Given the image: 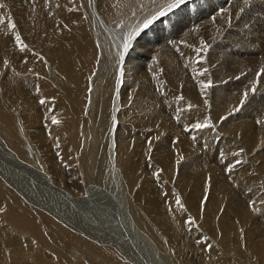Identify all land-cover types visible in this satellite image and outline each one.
<instances>
[{
	"label": "bare ground",
	"instance_id": "bare-ground-1",
	"mask_svg": "<svg viewBox=\"0 0 264 264\" xmlns=\"http://www.w3.org/2000/svg\"><path fill=\"white\" fill-rule=\"evenodd\" d=\"M3 1L0 0V35L12 49L23 55V65H18L11 81L19 86L25 85L24 93H12V96L25 105L12 107L7 104L5 108L0 88V131H4L0 140V198L7 203L5 192L16 193L20 200L13 197L15 202L37 204L42 216L46 215L43 221L50 232L51 243L36 239L46 250L36 260L31 258L35 264H83L85 256L97 257V251L75 240L76 236H85L82 232L101 237L107 244L101 251L104 264L117 261L121 264H154L148 252L144 255L140 252L150 243H154L155 250L163 258L166 256L159 251L170 257L169 264H264V234L256 235L251 231L254 225L264 230L262 195L244 183L242 175L250 168L243 160L240 159L238 165L234 162L235 168L230 155L220 156L217 155L219 151L214 152L212 141L217 139L219 131H214L205 113L207 101H221L225 113H228L250 98L254 109L263 110L259 114L262 118L260 133L264 137V72L261 71L264 69V19L257 18L264 12V0H184L171 9L169 6L175 0H41L40 9L29 7L25 12L19 36L21 42L16 40L19 34ZM35 17H40L43 22L33 27ZM142 25L143 29L135 33L136 37L126 42L129 55L124 60L119 51L122 37L139 30L137 27ZM216 49H224L234 57L245 54L243 51L251 52L246 54L247 58L255 60L250 62V70H245L242 62L219 54ZM109 54L112 57L107 64L109 56H106ZM173 54L179 56L172 59ZM209 57L216 59L213 65L225 76L211 80V86L205 87L208 72L204 67L208 65ZM118 58H121L119 63ZM184 71L193 78L192 83L185 82ZM131 74L139 84L133 91L135 97L140 103L148 104L139 115L145 125L130 127L129 130L122 126V123L129 125L128 122L118 114L130 104L135 105L129 97H124L125 87L131 86ZM111 79L116 83L113 87ZM256 81L262 85V92L257 95ZM30 82L35 83L34 90H38L32 101ZM178 83L182 85L180 93L176 88L180 85ZM106 85L108 89L114 88V93L117 91L113 94V102L104 98ZM220 85L223 86L217 88ZM212 88L219 91L212 93ZM172 94L175 95L174 100L178 98L177 104L179 101L183 103L176 109H171L166 103L168 117L159 106L156 115V102H163L158 95L169 98ZM42 100L45 103H40ZM112 103H115L113 112L110 108ZM59 109L64 111L63 120L57 117ZM45 112L51 113L49 120ZM248 114L251 115H236L237 119L233 116L234 122L242 123H234L230 127L234 133L246 136L243 140L247 142L243 141V144L251 146V155L258 161L260 158L255 155L263 147L264 140L261 142V137L254 130L245 127L243 120L252 124L251 118L256 116L250 111ZM159 116L163 122L156 121ZM114 120L118 124L115 133L111 131ZM154 122L157 127L150 125ZM173 123L179 127L169 129ZM188 123L208 126L190 130ZM136 128L153 136L150 141L139 133L137 138H132L140 143L141 149L132 140H127ZM172 131L175 135L173 142L167 139V133ZM258 142H261V147ZM134 145L139 149L138 154L144 157L136 159ZM227 146L224 147L225 152L236 148ZM201 150L207 156H203V162L212 161V164L203 166ZM75 152L82 155L79 167L59 172V158L69 153L74 156ZM151 152L155 153L151 155ZM131 159L139 161L138 168L129 167ZM189 163L191 170L180 171L181 164L186 170ZM35 166L41 167L42 172L32 176L28 168ZM201 166L205 168L201 169ZM176 168L178 173L175 175ZM156 171H160L162 177L160 173L155 175L158 176L157 183H160L159 178L164 181L175 178L184 186L176 190L172 183L175 189L172 190L167 181V184L163 182L167 193H174V197L179 198L173 205L169 200L170 204L166 203L170 205L168 212L171 215L162 213L161 204L155 203L156 200L149 195H153V189L150 192L151 185L145 181L150 173ZM143 172H147V176ZM77 180H87L90 186L84 190L77 185ZM198 183L205 184L200 191V200L195 197L198 191L196 195L192 194ZM207 184L211 186L208 193ZM215 191L220 199L211 198L212 205L220 204L218 210L229 217L232 228L236 226L249 232L244 235L248 241L260 238L256 247L241 254L225 250L221 246L219 222L203 219L201 207L198 211L193 209V205L197 206L196 200L208 205L210 195L217 198ZM133 196L137 202L153 205L158 218L141 213ZM157 196L162 197L161 194ZM256 199H261L262 205L255 204L260 202ZM231 200L237 207L229 204ZM8 213L4 216L6 223H9ZM125 229L136 231L139 240L132 241L133 235L131 239L125 236L122 231ZM12 240V236L5 238L6 243ZM22 255L23 250L17 247L10 255L0 256V264H12V257Z\"/></svg>",
	"mask_w": 264,
	"mask_h": 264
},
{
	"label": "rangeland",
	"instance_id": "rangeland-1",
	"mask_svg": "<svg viewBox=\"0 0 264 264\" xmlns=\"http://www.w3.org/2000/svg\"><path fill=\"white\" fill-rule=\"evenodd\" d=\"M3 5H4L5 9L9 12V14H10V16H11L13 22H14V25L16 27V30H17V32H18V34L20 36V32H21V29H22V24H23V20H24V16H25V12H26L27 8L31 7L33 10H38V9H40L42 7V1L41 0H4L3 1ZM152 18L153 17H151L150 19H152ZM257 18H258V20H259V18L264 19V12L261 13V15L258 16ZM42 22H43V20L40 17H35L33 19V27H35V25L40 24ZM106 28L110 29V28H108V26H106ZM137 28H140V29L139 30L137 29V31L132 32L131 34H130V32H128V33H126V35L124 37H122L123 40H122V44H120V46H119V49H120L119 51H120V54L122 53V56L124 55V60L127 59L128 55H129L128 54L129 51H127L128 48H125V45L127 44L126 42L132 40L133 38H135L136 37L135 33L137 34L139 31H141L143 29V25H142V27L139 26ZM103 31H105V30H103ZM104 33H105V37H106V31ZM131 45H132V48H133V44H131ZM160 46L161 45H159V47ZM132 48L130 49V51L132 50ZM216 51L219 54H223V55L229 56L231 58L236 59L238 62L239 61L242 62L243 68L245 70H250V67H251L250 66V62L255 60L254 58H252V59H248L247 58L246 54L247 53H251V52H247V51H243V53H245V54H241L240 56L237 54L236 57H234L232 54L227 53V51L224 50V49H221V50H217L216 49ZM252 54H255V56L259 55L258 53H252ZM108 56H109V60H108L107 64L110 63L112 54H109L106 57H108ZM176 56H179V54H173L172 59L176 58ZM149 59H150V57H149ZM219 59L222 60V58H219ZM120 60H121V58L117 59L118 63H119ZM215 60L216 59H213V58H210V57L207 58V61L209 63H208V65H206L204 67V69H206L207 72H208V76L206 78L207 82H210L213 79H218V78H221V77L225 76V74L222 73L217 68V66L213 65ZM223 60H225V59H223ZM172 61H174L177 64H180L179 62H177L175 60H172ZM18 65H21V66L23 65V55L18 53L17 50L12 49L8 45V43L5 40L2 39V37L0 35V88H1V90L3 92L2 93V98H3L2 102H3V105H4L5 108L7 107V104L12 106V107H17V106L24 107L23 105H25V103L23 101H18L12 96V93L23 94L24 93V89H25V85L24 86H19L17 83L11 81V78L13 77V74H15ZM117 69H118V65H117ZM109 77H111V76H109ZM183 78H184V80H185V82L187 84L188 83H192L194 81L193 78L190 77V74L188 72H186V71H184V73H183ZM129 82H130L131 86L130 87H125V89H124V97H125V99H128V97H129V101L132 102V103H135V105L130 104L129 108H127L124 112L119 113L118 115H121L123 121L124 122H128V124H129V125H124V123H122V126L123 127L126 126L127 128H129V130H131L130 127H141V126L145 125L143 120L141 118H139V115L144 112V106L146 104H148V103H140L137 100V98L135 97L134 93H133L134 89H137L138 86H139L138 79L136 77H134V74L130 75ZM257 82L258 81H256V83ZM112 83L113 82H112V79H111V86L112 85H114V86L116 85V83H113V84ZM178 84H180V83H178ZM260 84L261 83H259V82L257 83V85L259 87L256 86L257 90H258V92L256 91L257 92L256 95L258 93L262 92L260 90L262 85L260 86ZM30 86H31L30 90H31V101H32L35 98L36 94H38V90H34L35 87H36L35 83L30 82ZM179 86H181V87L178 88ZM222 86L223 85L217 86V88H221ZM176 88L180 89V91H178L179 93L182 91L181 90L182 89V85L181 84L176 86ZM217 88H212L211 89L212 93H217L219 91ZM89 89H90V87H89ZM112 89H114V88L108 89L107 85L104 88V90H105L104 98L107 97L106 98L107 101H110V102H113L112 100L115 99V97L112 98L113 94L115 95V93L117 92L116 91L114 93L112 91ZM226 90L229 91L228 89H226ZM129 91H131V92H129ZM167 94H169V93H167ZM158 96L161 98V100H163V102L159 103V101H157L154 111L156 110L157 107L159 108V106L160 107L162 106L164 114L167 117H168V112L165 111V109L167 108L168 103L170 105V106L168 105V107H170L171 109L172 108L174 109L177 105H180L181 103H183V101H179V104H177L178 103V98L176 97L177 99L174 100L173 97L175 95H173V94L169 98H163L160 95H158ZM247 100L248 101H246L244 103V105L236 107L233 111L231 110L228 113H225V110L223 109V104L224 103H222L221 101L217 100V101H214V103H210V102L207 101V103H206L207 106L205 107V113H206V116L208 117V119H209V121H210V123H211V125H212V127L214 129V131H219V132L221 131L220 133L218 132L217 135H216V137H217V139L215 140L216 142L211 140L213 142V144H214V147H215L214 148V152L217 150V151H219V152H217V155H220V156L223 155V156H226V157H230L231 156L230 159L232 158L233 165L235 166V168H237L236 165H238L237 161H240V159L243 160V163L246 164L250 168V171H247V172H245L242 175L244 183L246 185L250 186V187L252 186L256 191H258L262 195V199H263L262 202H264V197H263V195H264V168H263L264 165L262 164V163H264V145H263L264 144V142H263V140H264L263 138L264 137L260 133V129H261V123L260 122L262 121V118H260V114H259L260 112H263V110H260V108H259V110L257 111L250 104V98H247ZM164 103H165V106H164ZM166 103H167V105H166ZM114 104L115 103L110 104V108H111L112 112H113V109H114ZM250 107L252 108V110L250 109ZM167 110H169V109L167 108ZM245 110L246 111L249 110L250 112L253 113V115H256L257 117L259 116L258 118L256 116H253V118H251L253 120L252 124H250L249 121L243 120V121H245V123H244L245 127L247 129H249L250 131L254 130V132H256V134L261 137L260 140L262 139L261 142H263V144H262L263 147L260 146L261 142H258L257 145L260 146L261 149H258L259 150L258 153H257V151H258L257 149H256L257 151L255 150V152H254L255 154L257 153L256 155L254 154L255 157L258 156L260 158V159H258V161L257 160L255 161L253 156L251 155V152H252V149L250 150L251 146L248 143H246L247 142L246 139L243 140V137L246 138V136H243V135L239 134V132H238V134L234 133L233 130H232V127H230L234 123L236 125L239 124V123H242V121L241 122H239V121L234 122L233 121L234 118L235 119L238 118L236 115H238V116H240L239 114L251 115V114H248L249 111L244 112ZM255 110L258 113H256ZM30 111L33 112L32 110H30ZM45 115H47V120H49L50 117H51V113L50 112H45ZM156 115H157V110H156ZM233 116H234V118H233ZM57 117L62 118V120H63V118H65L64 117V111L62 109H59L57 111ZM256 118H257L258 122L256 121V123H255L254 120ZM114 121L112 122V125H111V128H113V129H111V131L115 133V130L117 129L118 124L116 123V121L115 122ZM156 121L157 122H161V121L163 122V120H162V118H160V116H159V118H156ZM40 122H42V121H40ZM225 124H227V125H225ZM150 125L152 127H157V123L156 122L151 123ZM252 125H253V127H252ZM257 125H258V127H256ZM175 127H179V126H178V124L173 123V124H171L169 126V129H174ZM187 128L190 129V130H197V129L201 130L202 129V128H196L195 125H193L191 123L187 124ZM257 128H259V129H257ZM181 131H182V129H181ZM222 131L225 134L222 133ZM137 133H139V135H141L144 138H148L149 139V140L147 139L148 141L153 139V136L149 132H146L143 129L136 128L135 131L130 135L131 137L127 138V140H132L133 143L135 145H137L138 148H140V149H141L140 143H138V141H134L132 139V138L135 139V138H137V136H139V135H137ZM143 133H144V135H143ZM167 134H168L167 139L172 140V142H173L174 141L173 139L175 138L174 137L175 135L173 134V131H172V133L168 132ZM227 135H231V136L227 137ZM257 135H255V136L257 137ZM3 136H4V131H0V140H1V137H3ZM226 138H227L228 141H226ZM229 138L232 140L231 141L233 143L232 145H231V143H229L230 142ZM236 138H238V139L236 140ZM219 140H220V142H219ZM237 141H239V142H237ZM243 141H246L245 143L247 145L243 144L244 143ZM221 143H222V145L223 144H225L226 146L228 145L229 148L230 147L234 148L239 143L240 146H242L243 148L245 147V148L242 149V147H239V145H238V147L236 146L235 149H230V152H225L224 147H226V146H224V145L221 146ZM170 144H172V143L170 142ZM135 145H134V149L137 151L136 152L137 153L136 159H139L140 157H144V156H142V154H138L139 149ZM257 145H255V146H257ZM166 146H162V147H166ZM246 146H247V148H246ZM114 147H116V146H114ZM153 153H155V152H151V155ZM203 153H204V151L201 150V155H202V159H203L202 160L203 166L206 165V163L209 164V165L212 164V161H207L206 163L203 162L205 160V158L203 157L205 155ZM227 153H229V154H227ZM243 153H244V155H243ZM70 154L71 153H69V155H67L65 157L62 155L63 158H62V156L59 158V161L61 162V166L58 169L59 172H61L63 170H70L71 171V170L76 169L77 167H79V161H80L81 156H82L81 152H75L74 156H72ZM205 157H207V156H205ZM146 159H147V157H145V160ZM133 161L134 160L131 159V161L129 163V167L133 168V166H135L136 168H138V162L139 161H135V162H133ZM234 162H236L237 164L234 163ZM250 162H253V163L250 164ZM188 165L189 166L186 165V170H185V168H183V167H185V165L181 164L180 165V171L188 172V170L191 167L190 163ZM144 166H146V165L144 164ZM203 166H201V169H202ZM35 167L28 168L29 172L31 173L32 176H34V175L36 176V175H38V173L42 172V168L41 167H37V166H35ZM149 167H151V166H149ZM203 168H205V167H203ZM37 169H38V171H37ZM175 171H176L175 172V175H176L178 173V168H176ZM76 173H78V175L81 174L80 171H77ZM143 173L146 174V176H147V172H143ZM157 173H160V171H156V173L154 172V174L150 173L148 175V177L146 178L145 182L147 183V185L148 184L151 185L150 186V189H151L150 192L153 189V191L151 192V193H153V195L149 194L150 197H153V199L156 200L155 203L158 202V203L161 204V206L163 207V208H161L163 210L162 213H165V212H168V210H170L169 207H168L170 205H166V203L170 204V202H172L171 205H173L174 202L179 201L178 200L179 198L174 197V195H173L174 193L171 194V193H169V191H168V193H169L168 194L167 190H165L164 183H166V181H167V183L172 188L174 187L173 185L175 184V189L176 190H177L178 187L183 189L184 186H183V184L180 185V183L175 178H169L166 181H164L163 179L159 178L160 183H163V182L164 183H163V185L160 184L159 182L157 183V179H158L157 177L158 176H155ZM159 175L161 177V173ZM149 176H150V180H149ZM192 176H194V178H195L196 175H194V173H193ZM45 181L48 184V182H49L48 179L45 180ZM151 181H152L154 186H152ZM76 182H77V185H81L84 190L87 189L88 186H90V184H88L89 182L87 180H77ZM202 182H204V181H202ZM172 183H173V185H172ZM158 186H159V188H158ZM160 186H161V188H160ZM204 186H205L204 183L203 184L202 183L201 184L198 183V186L195 187V189L194 188L192 189V190H195L192 194L196 195L197 191H198V195H196L195 197L197 199H199V200H200V195H201V192H202ZM206 186L208 187L207 190H206V193H208L209 191L211 192V186L208 185V184ZM50 187H52V186H50ZM162 188H164V189H162ZM160 189H162V190H160ZM175 189L173 188L172 190H175ZM130 191H131V194H132L133 191L131 189H130ZM181 192H182V190H181ZM5 193L8 196V202L4 203L3 200L0 198V245H1L0 256L10 255L11 252L13 251V249L19 247V248H21L23 250V255L21 257H12L11 258L12 264H35L34 260H36L38 257L42 256L44 254L43 250H46V249H44V247L42 245L39 244V242L36 239L43 240L44 242L47 241L46 242L47 244L51 243V241L49 239V237H50L49 233L50 232L46 229V226H45L44 221H43V219L46 218V215L42 216V214L39 212V210H40L38 208L39 205L36 204V206H38V207H36L35 205L27 204L25 201H21L22 203L15 202L13 197H16V198H18L20 200V198L17 196L16 193H10V192H5ZM157 194H161L163 198L161 197V199H160L159 196L156 197ZM215 194L217 195V198L216 197L213 198L212 195H210V197H209V195H208V197H209V199H208L209 204L208 205L201 204V203H199V200L198 201L196 200L195 202L197 203V206L193 205V209L198 211L199 208L201 207L202 210L204 211V213L202 214L203 219H205L207 221H212V220L215 219V220H217L219 222V225H220L221 230H222L221 231L222 234H219V236L222 237L221 246L225 250H227L229 252H234V253H239V254H241L246 249H251V248L256 247V245L258 244L260 238H256L255 241H248L244 237V235L248 234L249 232H247L245 230H241V229H239L236 226H235V228H232L229 225V217L218 210L220 208V204L218 206H216V207H214L212 205V201H211L212 199H214V200L220 199V196H218L216 191H215ZM202 195L204 196V194H202ZM198 196H199V198H198ZM133 199H134V201H135V203L137 205V209L141 213H143L144 215L149 216V217L158 218V214L154 212V206L153 205L145 204V203H142V202H137L136 198L134 196H133ZM166 199H167V202H166ZM203 199L205 200L206 197L203 198ZM160 200H162L163 203ZM256 200H258V199H256ZM260 200H258V201H260ZM262 202L261 201L260 202H255V204L259 203L260 205H262ZM229 204L232 205V206L235 205L237 207V204H235V202L233 200L229 201ZM155 207H156V205H155ZM167 207H168V209H167ZM164 208H166V209L164 210ZM205 211H207V212L205 213ZM8 212H12V214H10ZM7 213H8V216H9V223L4 222V216ZM169 213L170 212H168V214ZM236 214L239 215L238 213H236ZM169 215H171V213ZM239 217H240V215H239ZM239 217H237V218H239ZM123 219L124 218H122V220ZM125 222L127 223V221H125ZM240 224H242L241 221H240ZM133 226H136V225H133ZM243 229H245V228H243ZM122 231H123V233L125 232L126 233V234L124 233L125 236L127 235L128 238H130V239H131V235H133L134 237L132 236V238H133V239H131L132 241H134V239H138V237L135 235L136 231L131 230V231L128 232V229L127 230L125 229V231L124 230H122ZM251 231H254L256 235L264 234V230L260 229L257 225H254V227L251 229ZM257 231H259V233H256ZM82 233H84L85 236H76L75 240H78V241L82 242L83 244L89 246L91 249L97 251L96 254H98L97 257H93L91 255L85 256V261H84L83 264H104V259L101 256V254L103 255V253H101V251L104 249V245H107V244H105L102 241L101 237H95V236L89 235V234H87L85 232H82ZM131 233H133V234H131ZM9 236H12L13 240L10 243H6L5 242V238H7ZM138 242H139L138 243L139 245H142L140 243V241H138ZM134 244H136V242ZM147 247H146L147 249H145V247H144V249H142L143 251L141 250L140 252H143L142 253L143 255H144L145 252H148V256L151 257V260H153L152 262L154 264H169L168 262L170 260V257L168 255H166L165 253L161 252V251H159V252L161 254H164L166 257L163 258V255H159L158 251L155 250L156 248H155L154 243H150ZM152 250H153V252H152ZM139 255H140V257H142L140 253H139ZM32 257L34 258V260L31 259ZM81 260H82V258L79 260V262ZM114 264H121V263L117 261V262H114Z\"/></svg>",
	"mask_w": 264,
	"mask_h": 264
},
{
	"label": "snow or ice",
	"instance_id": "snow-or-ice-1",
	"mask_svg": "<svg viewBox=\"0 0 264 264\" xmlns=\"http://www.w3.org/2000/svg\"><path fill=\"white\" fill-rule=\"evenodd\" d=\"M182 3H184V0H175V3L173 4V5H170L169 7H170V9H171V7H178L180 4H182ZM161 15H164V13H160ZM149 23H151V21H149ZM148 25L147 24H145V27H147ZM13 27H14V25H13ZM131 39V38H130ZM16 40H17V42H21V40H20V37H19V35H17L16 36ZM26 47V46H25ZM128 47V45L126 44L125 45V48H127ZM21 50H23V48L21 49ZM261 71L262 72H264V69H261ZM122 75H123V71H122V73H121ZM209 86H211V82H208V84H206L205 85V87H209ZM247 96V94L245 93V97ZM40 103H45V101H40ZM208 125H206V124H199V123H197L196 125H195V127L196 128H203V127H207ZM237 163H240L239 161H237Z\"/></svg>",
	"mask_w": 264,
	"mask_h": 264
}]
</instances>
